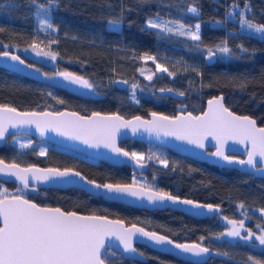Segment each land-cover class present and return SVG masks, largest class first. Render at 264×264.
Wrapping results in <instances>:
<instances>
[{
  "label": "trees",
  "instance_id": "trees-1",
  "mask_svg": "<svg viewBox=\"0 0 264 264\" xmlns=\"http://www.w3.org/2000/svg\"><path fill=\"white\" fill-rule=\"evenodd\" d=\"M39 4L48 9L47 16L37 17ZM233 5L239 7L234 9ZM190 7H196L198 14L189 12ZM230 12H243L253 23L264 24V0H52L51 3L49 0H0V28L4 29L0 32V41L18 48L38 43L41 50L57 53L56 65L27 57L28 62L46 73L75 72L89 78L97 90L107 93L105 98L81 97L0 67V104L21 110L69 108L80 113L118 112L127 117L145 116L152 110L174 115L180 104L198 113L204 109L208 97L222 93L227 107L253 116L264 126V40L241 28L240 16H229ZM44 19L56 30L42 29L40 21ZM149 19L183 23L185 31L199 23L201 39L193 41L187 35H178L177 23L168 25L174 29L173 33L148 28ZM111 20L121 23L113 25L109 23ZM225 40L231 55L217 50ZM239 45L248 51L243 52ZM209 47L216 52L211 64L205 57ZM145 53L155 56L156 62L141 59ZM157 63L175 75L157 72ZM145 69L153 72L149 80L152 95L141 96L140 103H134L128 98V88L119 87L115 81L123 79L128 85L144 86L141 70ZM159 88H171L185 95L182 100L169 94L160 96L156 92ZM121 146L145 156L154 153L168 164L165 166L153 158L144 160L149 164L145 172L136 173L127 165L109 170L54 146L40 155L32 149L19 152L8 142L0 146V158L23 165L74 168L100 183L132 182L134 176L141 175L152 187L219 205L222 211L219 215L200 218L168 207L138 208L77 188L42 186L36 192H17L19 187L14 182L2 180L0 190L7 188L9 194H22L41 205L137 223L176 241L199 242L222 254L227 253L230 258L210 256L204 262L194 263L136 243L137 249L147 257L145 262L108 249L103 255L106 264H252L249 256L264 260V247H256L241 238L235 241L216 239L229 224L228 220H243L246 230L264 225V216L260 213L264 208V177L233 167H220L136 139H126ZM241 203L243 209L239 207ZM220 217L228 219L222 221Z\"/></svg>",
  "mask_w": 264,
  "mask_h": 264
},
{
  "label": "snow or ice",
  "instance_id": "snow-or-ice-1",
  "mask_svg": "<svg viewBox=\"0 0 264 264\" xmlns=\"http://www.w3.org/2000/svg\"><path fill=\"white\" fill-rule=\"evenodd\" d=\"M51 2L52 0H49V3ZM238 7V5H233L234 9ZM188 11L198 14L196 7H190ZM41 14L45 16L49 14L44 4L37 6V17ZM232 15L240 16L241 28L248 30L250 34H258L260 39L264 40V24L253 23L252 20L245 17L243 12H230L229 16ZM109 23L118 25L121 21L111 20ZM172 23L178 24V35H187L193 41L201 39L199 23L195 25L194 31H185L186 26L183 23L157 22V20L149 19L147 27L159 29L165 33H173L174 29L168 26ZM219 23L217 21V24ZM40 27L56 30L47 19L40 21ZM3 31L4 29L0 28V32ZM55 42L51 41L50 43ZM30 47L36 51L37 55L50 56L53 60L56 59L57 53L42 51L38 43H33ZM239 48L243 52L248 51L243 45H239ZM217 50L220 53L231 55V49L227 47L226 40L222 41V45L217 46ZM207 53L209 59L216 55L211 47L207 48ZM0 56L10 57L11 60L18 61L20 64L25 63L18 55H13L7 51L0 52ZM141 59L152 60L155 63L157 58L145 53ZM27 67L34 66L27 65ZM156 69L167 72L169 76L175 75L174 72H169L166 67L159 63L156 64ZM193 70L195 71V69ZM141 74H143L142 70ZM57 75L86 89L94 87L89 80L73 72L64 71L57 73ZM147 79L151 80L152 76L149 75ZM123 82L127 83V81ZM132 87L135 89L137 85L133 84ZM160 91L172 92L173 89H160ZM178 95L183 96L185 93L179 92ZM58 102L63 103V101ZM207 103V110L201 115H193L188 112L187 115L166 116L151 112V120L142 119L140 116L126 120L119 114L102 115L99 112H93L91 116H80L75 112H19L15 107L0 104V140L5 138L10 127L35 125L41 135H44L47 130H52L70 139L81 140L90 147L98 148L102 144L113 153L127 157L129 160L135 161L140 168H143L145 159L155 158L165 166H167L168 161L160 159L154 153L145 156L144 153L125 151L117 146L116 135L120 129H130L133 135L143 129L157 136H171L176 140L186 141L200 149L205 148V141L211 137L216 141V150L208 153V155L219 157L229 164L248 165L256 171L264 172V127L257 126L256 120L250 116H241L232 112L225 106L223 96L213 97ZM228 141L245 145L247 159H237L234 156L226 155L225 146ZM28 146L21 145L22 148ZM44 154V150H41L40 155ZM257 158H259L260 167H257ZM0 174L15 177L23 184L24 188L29 187L30 178L40 182L62 181L72 183L74 181L71 178L77 177L83 185H91L95 189L103 190L102 193H95L96 195H106L110 199H120L127 196L146 199L149 204L153 205L171 201L173 204L180 203L193 205L196 208H207L210 212L219 210L218 205L197 204L192 200H181L162 189L154 190L151 185H138L135 178L131 183H100L89 179L73 168H64L63 170L59 168L41 169L35 166L21 168L19 164L7 163L3 159H0ZM19 191L21 189L18 188L17 192ZM239 207L243 209L244 205L241 203ZM260 213L264 216V208L260 209ZM225 219L228 218L225 217ZM228 223L232 227L227 232L220 233L216 239L227 236L251 241L255 237L259 244L264 246V228H261L258 235L251 229H247V235L242 236L243 220H228ZM116 225L121 227L116 228ZM137 234L146 237L155 244L174 245L175 248L196 256L209 254L211 251L210 248L204 247L200 243H174L166 235L147 231L135 224L131 228H123L122 221L109 220L106 216L80 215L75 211H63L59 207H41L32 200L24 198L23 195H10L7 188L0 190V264H105L102 250L105 248L106 237L116 236L125 251L136 252L132 241ZM200 239L203 241L204 237ZM140 255L142 256L143 253ZM223 255H227V253H223ZM248 260L252 261V264H264V260L256 259L254 256H249Z\"/></svg>",
  "mask_w": 264,
  "mask_h": 264
},
{
  "label": "water",
  "instance_id": "water-1",
  "mask_svg": "<svg viewBox=\"0 0 264 264\" xmlns=\"http://www.w3.org/2000/svg\"><path fill=\"white\" fill-rule=\"evenodd\" d=\"M0 46H1V41H0ZM0 52H4V51H0ZM7 52H9L13 55H18L22 60L25 61V63L20 64L18 61L11 60L10 57L0 56V67L12 70L14 72H17L19 74H22L24 76H27V77L32 78L34 80H37L39 82H42V83H45V84H48V85H51L54 87L63 88V89H65L69 92H72V93L82 94V93H87L91 90V89L83 88L82 86H80L78 84H73L70 81L65 80L63 77L57 75V73L64 72V71H56L53 73H46L39 66L28 62L26 60L27 57H25L21 53H19L17 51H13V50H7ZM215 59H216L215 56L212 57L211 59H209L207 57L206 61L208 64H211L215 61ZM27 65H33L34 67L29 68V67H27ZM36 69H39V71H36ZM65 71H69V70H65ZM69 72H72V71H69ZM73 73H75V72H73ZM75 74H77V73H75ZM77 75H79V74H77ZM123 81H125V80L117 79L116 84L124 87L126 85V83H124ZM160 89H167V88H159L157 90V93L159 95L169 94L172 97L177 98L179 100H182L184 98V95L183 96L178 95L179 92L175 91L174 89L172 92H167V91L161 92ZM218 96H223V102H224V95L222 93L217 94V95H212L206 99L205 106H204V109L202 111L198 112L197 114H194L192 112L191 113L193 115H201L204 111L207 110L208 100L212 99L213 97H218ZM224 104H225V102H224ZM225 106H226V104H225ZM10 107H13V106H10ZM16 109L19 112H25V111H27V112H50V113H55V112L72 113V112H75V113H78L80 116H91V114L93 112H98V111H93L89 114H82L76 110L69 109V108H62L59 110H52V109H48V108L41 109V110H21L18 108H16ZM230 110L237 115H241V116L247 115V116H250L253 119H255L253 116H251L249 114H241V113H238L236 111H233L232 109H230ZM151 112H157L159 114H163L166 116H176V115H181V114L187 115V113L190 111L179 110L174 115H167V114H164V113L159 112V111H149L146 116H143L140 114H135V115L128 116V117H125L118 112H108V113L99 112V113H101L102 115H110V114H114V113L119 114L120 116L124 117V119H126V120H131L134 116H140V117H142V119L151 120L152 119ZM257 126L264 127L263 125H260L258 123H257ZM15 134H28L37 140H45V141H48L54 145L61 146L64 148H69V149H72V150L77 151V152H82V153H85L87 155L94 156V157L109 161L111 163H116V164L125 163V164H128L129 166H131L135 172H144L149 167V164L147 162L143 161L144 167L140 168L135 163V161L129 160L127 157H123L121 155H117L116 153H113L110 149L105 148L102 144L98 148L97 147H90L88 144L83 143L81 140L70 139L69 137L60 135L57 132L52 131V130H47V131H45L44 135H41L40 132L37 131L35 125H23V126H18L16 128L10 127L8 133L5 134V138L3 140H0V146L5 144L7 138L10 135H15ZM123 139H136V140L144 141V142H147L150 144H154V145H158V146L167 148L169 150H172V151L177 152V153L182 154V155L189 156V157L194 158V159H198V160L206 161V162L211 163V164H215V165L220 166V167L221 166L233 167V168H236L240 171L252 172V173H254L255 176L264 177V172L256 171L255 169H252L248 165L229 164L227 161H224L219 157L208 155V153L214 152L216 150V141L213 140L211 137H209L205 141V148L204 149L197 148L195 145L188 144L186 141L176 140L174 137H171V136H164V135L157 136L154 133L150 134V133L144 131L143 129H140L135 135H133V133L131 132L130 129L122 128L119 130V132L116 135L117 146L120 147L119 143ZM248 147H250V145H248ZM209 149H211V150H209ZM125 151H127V150H125ZM225 154L229 155V156H234L237 159H247V152H246L245 145L238 144V143H235L233 141H228L227 145L225 146ZM257 161H258L257 167H260L259 158H257ZM5 162L11 163L14 161H6L5 160ZM15 163H17V162H15ZM17 164H19L21 168H27L30 166H35L36 168H41V169H46V168H59L61 170L64 169V168L55 167V166H41V165H37V164H28V165H23L20 163H17ZM0 179L3 181H7V182L13 181L15 184L20 186V188L23 191H27V192L34 191L33 189H36L37 186H46V187H54V188L76 187V188L82 189L86 193L92 194L94 196H100L106 200L122 202V203L130 205V206H134V207H138V208H146V209H161V208H167L168 207V208H172V209L182 211V212L187 213L189 215H192L194 217H200V218L212 216L214 214H219L222 211V207L219 205H218L219 206L218 211H211L210 212L207 208H196L193 205H186V204H180V203L173 204L171 201H164L162 204L157 203V204L153 205V204H149L146 199H137L134 197H127V196L120 198V199H110L106 195H102V194L96 195L95 193H102L103 190L95 189L91 185H83L79 181V178H77V177L71 178V180L74 181L72 183H66V182H62V181L40 182V181H34L30 178L28 188H24L23 184H21L20 181L16 180L15 177H7L4 174H0ZM111 183H113V182H111ZM123 183H131V182H123ZM137 184L143 185V184L138 183V182H137ZM153 189L159 190L156 188H153ZM170 194H172V193H170ZM10 195H21V194H10ZM172 195L177 196L175 194H172ZM177 197H179L181 200H185V199L192 200V201H194V203H197V204L216 205L213 203H204V202L194 200V199H191L188 197H180V196H177ZM24 198L29 199L25 196H24ZM30 200H32V199H30ZM32 201L34 203H36L34 200H32ZM38 205H40L41 207H53V208L59 207V206H49V205H41V204H38ZM59 208H61V207H59ZM61 209L63 211H75V210H65L63 208H61ZM75 212H77L80 215H102V214L82 213L79 211H75ZM102 216H106V215H102ZM106 217L109 220L122 221V227L123 228H131L133 224H135L137 227H143L142 225H139L137 223H126L125 221H123L119 218H112L109 216H106ZM115 227L119 228L121 226L116 225ZM143 228H145V227H143ZM145 230L155 231V230L147 229V228H145ZM155 232H157L158 234H161V235H165V234L158 232V231H155ZM168 238L171 239L172 241H174V243H185V244L199 243V242H195V241H176V240H173L170 236H168ZM136 243L145 244L148 247L153 248L155 250H159V251L165 252V253H170V254H172V255H174V256L182 259V260L191 261L194 263L204 262L210 256H215V257H220V258L225 259V260H230V258H228L226 255H223L222 253L217 252L211 248H210L211 251L209 254H202L200 256H196L190 252H184L181 249H177L174 247V245L155 244L154 242L149 241L146 237H142L139 234L134 236L133 241H132L133 247L136 249V252L125 251L123 248V245L116 238V236L106 237L105 248L102 250V252L104 255L108 251V249H112L114 251H117L118 253H120L122 256H124L126 258L135 259L138 261L145 262L147 260V257L144 254L142 256L140 255V253H142V252H140L137 249V247L135 246ZM202 246L207 247L203 244H202ZM218 253H220V254H218Z\"/></svg>",
  "mask_w": 264,
  "mask_h": 264
},
{
  "label": "rangeland",
  "instance_id": "rangeland-1",
  "mask_svg": "<svg viewBox=\"0 0 264 264\" xmlns=\"http://www.w3.org/2000/svg\"><path fill=\"white\" fill-rule=\"evenodd\" d=\"M196 24H194L193 27L190 30L194 31ZM14 49L17 50V52H21L25 56H27L29 58H32V59H34V60H36L38 62H44V63L52 65V66L56 65L55 64L56 59L53 60L50 56L37 55L36 51H33V49L31 47H25V48L14 47ZM44 52H49V51H44ZM205 57H208V53L205 55ZM156 71L157 72H161V71H158L157 69H156ZM142 75L144 76V79H145L144 86H138L137 84H135V85H137V87L134 89L132 87L133 84L131 86L129 85L128 89L131 90L130 98L132 100L136 99L135 92L136 93L141 92L143 94L146 93L148 95L152 94L153 90H152V87L149 84V79H147V77L149 75L152 76L153 72L148 70V69L147 70L145 69L143 71ZM184 107H185L184 104H180L178 106L179 109H183ZM9 143L14 145L19 152H23V151H25L27 149H32V150H35L39 154H40L41 150H44V152H46L48 147H53L54 146L52 143H50L48 141L37 140V139H35L34 137H32V136H30L28 134H15L9 139ZM22 144L29 145V146L22 148L21 147ZM133 178H135L138 183H141V184H144V185H149V183L146 181V179L143 176H141V175L134 176ZM231 227H232L231 224H227V226L225 227V229L221 233L227 232ZM261 228H264V225H259V227H258V225H256L255 229H251V230L258 235L260 233ZM241 235L242 236L247 235V231H246L245 227L241 228ZM238 238H240V237L223 236V237L220 238V240L227 239L229 241H235ZM245 241H247V240H245ZM247 242H249L252 245H255L256 247H264V246L259 244V241H257L255 239V237H253L251 239V241H247Z\"/></svg>",
  "mask_w": 264,
  "mask_h": 264
},
{
  "label": "flooded vegetation",
  "instance_id": "flooded-vegetation-1",
  "mask_svg": "<svg viewBox=\"0 0 264 264\" xmlns=\"http://www.w3.org/2000/svg\"><path fill=\"white\" fill-rule=\"evenodd\" d=\"M5 45H7V47H5ZM7 50H13V51H17V50H15L14 49V47L13 46H11V45H9V44H6V43H3L2 41H1V46H0V51H7ZM19 53H21V52H19ZM22 54V53H21ZM22 55H24V54H22ZM25 56V55H24ZM25 57H27V56H25ZM84 77V76H83ZM84 78H86V77H84ZM87 80H89V82L90 83H92L93 84V88L89 91V92H87V93H82V94H78L79 96H81V97H88V98H105V97H107V93L105 92V91H101V90H97V88L95 87V84L89 79V78H86ZM115 84H116V81H115ZM116 85H118V84H116ZM119 87H121V88H123L122 86H120V85H118ZM127 88H129V85H128V83H126V85H125ZM124 86V87H125ZM131 86V85H130ZM157 92V91H156ZM158 94V93H157ZM130 95H131V90L130 89H128V98H129V100L130 101H132V102H134V103H137V101H138V103H140V101H141V96L142 97H144V98H148V97H151L150 95H148V94H146V93H142L141 95H139L138 93H136L135 92V97H136V99L135 100H132L131 98H130ZM152 95V94H151ZM159 95V94H158ZM161 96V95H160ZM111 97V96H110ZM185 106V105H184ZM179 110H187L186 109V106L183 108V109H179L178 108V110L177 111H179ZM152 111H154V110H152ZM189 111V110H188ZM93 112V111H92ZM98 112H102V111H98ZM191 112V111H190ZM89 113H91V112H89ZM89 113H82V114H89ZM105 113H108V112H105ZM176 114V113H175ZM194 114H197V113H194ZM122 115V114H121ZM124 116V115H123ZM146 116V115H145ZM125 117H127V116H125ZM13 135H10L8 138H7V140H6V142H5V144L8 142L9 143V139L12 137ZM124 140H126V139H123L120 143H119V145H120V147L121 148H123V149H125L124 147H122L121 146V143L124 141ZM54 145V144H53ZM54 147H56V148H59V149H61V150H64V151H66V152H69V153H71V154H73V155H75V156H77V157H79V158H81V159H84V160H86V161H88V162H90V163H92V164H94V165H99V164H101V165H103V166H106L107 168H109V170H111V169H122V166L123 165H127V166H129L128 164H125V163H121V164H116V163H111V162H109V161H106V160H103V159H100V158H97V157H94V156H90V155H87V154H85V153H82V152H77V151H74V150H72V149H69V148H64V147H61V146H57V145H54ZM125 150H127V149H125ZM209 150H211V149H209ZM127 151H129V150H127ZM130 152V151H129ZM0 159H2V158H0ZM146 162V161H145ZM211 164V163H210ZM215 165V164H214ZM131 167V166H130ZM67 168H69V167H67ZM132 168V167H131ZM74 169V168H73ZM133 169V168H132ZM76 170V169H75ZM134 170V169H133ZM148 170V169H147ZM146 170V171H147ZM135 172V171H134ZM145 172V171H144ZM136 173H141V172H136ZM1 180V179H0ZM3 181V180H2ZM5 182H7V181H5ZM8 182H11V181H8ZM13 182V181H12ZM16 186H18L17 184H15ZM144 185V184H143ZM19 188H20V186H18ZM39 187H42V186H37L36 187V189H38ZM44 187H46V186H44ZM54 188V187H53ZM70 188H76V187H68V188H61V189H65V190H67V189H70ZM153 188H155V187H153ZM21 189V188H20ZM77 189H79V188H77ZM157 189V188H156ZM22 190V189H21ZM80 190H82V189H80ZM160 190V189H159ZM23 191V190H22ZM37 191V190H36ZM36 191H30V192H36ZM84 191V190H83ZM23 192H27V191H23ZM166 192V191H165ZM168 193H170V192H168ZM15 194H17V193H15ZM19 194V193H18ZM22 195V194H21ZM92 195V194H91ZM24 196V195H23ZM110 201H112V200H110ZM220 214V213H219ZM219 214H214V215H219ZM214 215H212V216H214ZM207 217H210V216H207ZM221 218V220L222 221H224V220H226L224 217H220Z\"/></svg>",
  "mask_w": 264,
  "mask_h": 264
}]
</instances>
